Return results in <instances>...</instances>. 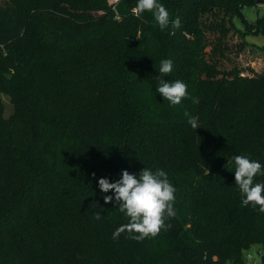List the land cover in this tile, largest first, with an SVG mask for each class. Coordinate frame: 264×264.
Here are the masks:
<instances>
[{"label":"trees","instance_id":"trees-1","mask_svg":"<svg viewBox=\"0 0 264 264\" xmlns=\"http://www.w3.org/2000/svg\"><path fill=\"white\" fill-rule=\"evenodd\" d=\"M255 1L158 0L181 21L162 31L152 13L133 14L137 0H5L0 80L14 90L0 87L13 106L2 120L0 98V264H246L257 245L264 264V213L242 205L232 160L264 166V76L217 72L205 32L224 33V18L204 23L242 20ZM257 22L264 37V13ZM164 59L173 68L160 77ZM161 78L190 98L172 106ZM122 163L162 169L176 189V215L155 237L113 239L128 217L98 181L115 182Z\"/></svg>","mask_w":264,"mask_h":264},{"label":"clouds","instance_id":"clouds-1","mask_svg":"<svg viewBox=\"0 0 264 264\" xmlns=\"http://www.w3.org/2000/svg\"><path fill=\"white\" fill-rule=\"evenodd\" d=\"M138 18L145 12L152 13L154 20L163 31L171 28H179V17L170 18L169 11L158 0H137L132 9ZM173 68L171 59L160 61L159 76L170 74ZM165 100L172 106L179 105L183 99L190 98L187 85L180 80L167 82L159 79L156 88ZM193 103H198V98H192ZM193 130L198 128L197 119L188 112L184 113ZM234 161L235 184L242 195V205L259 209L264 213V183H254L257 175H264L260 162L251 160L243 155L232 157ZM95 174H93L94 176ZM102 193L114 192V198L104 195L105 204L112 203L119 207L121 213L128 217V222L120 225L113 232V239H118L122 233L127 232L131 239L142 241L148 237L157 236L162 229H166V217H175L174 203L176 189L169 182L167 173L162 169L152 170L143 168L139 175L130 174L127 170L122 171L121 178L115 182H109L107 178L98 181ZM101 212H96L94 219L100 220Z\"/></svg>","mask_w":264,"mask_h":264},{"label":"rangeland","instance_id":"rangeland-1","mask_svg":"<svg viewBox=\"0 0 264 264\" xmlns=\"http://www.w3.org/2000/svg\"><path fill=\"white\" fill-rule=\"evenodd\" d=\"M86 2H91V0H85ZM118 2V0H109V3ZM256 2V1H255ZM5 0H0V6H3ZM264 13V4H257L253 6H246L240 10V18L232 13L229 15L218 14L214 16H205V24L210 26V24L215 25L221 22L223 19V24L220 25L224 28V33L219 30L208 29L205 32V37L210 41L206 46V51L208 52V60L214 69L219 72L238 74L241 77L254 78L264 76V37L262 34V29L258 25L259 18ZM209 28V27H208ZM190 38V37H189ZM212 48L216 51L213 52ZM5 57V55H4ZM55 70H59V65L57 63L51 62ZM65 72H69L68 68H64ZM217 71V72H218ZM229 74L233 76V74ZM9 79V76H7ZM12 78H10L11 80ZM0 80V87L5 89L6 87L11 88V82ZM37 73L31 75L30 82L32 87L37 84ZM42 83V82H41ZM40 84V83H39ZM38 84V85H39ZM43 84V83H42ZM45 90L41 87L37 91V96H42L41 93ZM11 96V95H10ZM8 96L6 92L0 89V98L3 99L5 104V111L2 112L1 119L6 121L9 116L13 113V106L11 104L12 99ZM124 164L122 163L121 169L123 170ZM130 174L139 175L140 169L136 166H130L126 169ZM121 178V174L116 175V181ZM2 192V191H1ZM259 246H253L249 249L254 262L256 264H261V258L259 255ZM247 264H252L246 260Z\"/></svg>","mask_w":264,"mask_h":264},{"label":"built area","instance_id":"built-area-1","mask_svg":"<svg viewBox=\"0 0 264 264\" xmlns=\"http://www.w3.org/2000/svg\"><path fill=\"white\" fill-rule=\"evenodd\" d=\"M258 246V245H257ZM259 255H260V258H261V256H262V254H263V249H262V247L261 246H259ZM244 258H245V263H246V260H248L249 262H252V264H256L255 262H254V259L252 258V256H251V254L249 253V250H247V251H245L244 252ZM247 264V263H246Z\"/></svg>","mask_w":264,"mask_h":264},{"label":"water","instance_id":"water-1","mask_svg":"<svg viewBox=\"0 0 264 264\" xmlns=\"http://www.w3.org/2000/svg\"><path fill=\"white\" fill-rule=\"evenodd\" d=\"M263 2H264L263 0H257V1H256V3L259 4V5H260V4H263Z\"/></svg>","mask_w":264,"mask_h":264}]
</instances>
